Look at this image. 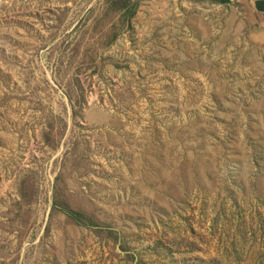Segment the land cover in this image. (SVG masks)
Masks as SVG:
<instances>
[{"label":"rangeland","instance_id":"1","mask_svg":"<svg viewBox=\"0 0 264 264\" xmlns=\"http://www.w3.org/2000/svg\"><path fill=\"white\" fill-rule=\"evenodd\" d=\"M260 0H0V264H264Z\"/></svg>","mask_w":264,"mask_h":264},{"label":"crops","instance_id":"2","mask_svg":"<svg viewBox=\"0 0 264 264\" xmlns=\"http://www.w3.org/2000/svg\"><path fill=\"white\" fill-rule=\"evenodd\" d=\"M253 8H254L256 13H258L259 15L264 16V0L257 1L254 4Z\"/></svg>","mask_w":264,"mask_h":264}]
</instances>
